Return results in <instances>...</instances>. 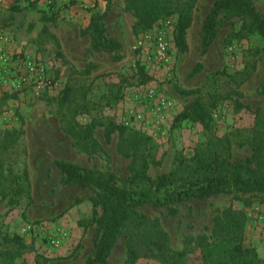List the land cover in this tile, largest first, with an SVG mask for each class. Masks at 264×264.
<instances>
[{"label":"rangeland","instance_id":"1","mask_svg":"<svg viewBox=\"0 0 264 264\" xmlns=\"http://www.w3.org/2000/svg\"><path fill=\"white\" fill-rule=\"evenodd\" d=\"M52 1L59 7L70 0ZM77 1L86 6L93 4V0ZM97 1L96 11L101 12L103 1ZM214 1L196 0L193 22L186 34L187 50L183 52L174 40L177 15L135 35L134 19L125 12L123 0H112L103 22L108 34L122 44L121 57L114 60L112 54L91 51L89 36L84 33L91 14L81 7L64 10L54 22H47L46 0L33 7L24 0H0V55L6 58L7 72L5 84L0 85V147L6 131L16 133V142L3 155L19 175L26 174L29 183L28 192L16 203L9 199L0 203V238L17 236L27 246L16 264H85L92 253L96 225H88L92 217L89 198L95 194L63 185L56 161L112 172L120 178L128 176L130 161L116 151L117 134L107 143L103 127L96 126L94 135L105 155H87L77 150L71 137L62 131L58 100L67 85L73 88V101L64 112L74 116L78 123L110 118L128 131L150 138L149 151L159 161L158 165H150L151 178L168 173L176 155L190 158L195 148L206 144L211 135H231L232 160L250 155L249 147L238 143L249 134L253 113L264 109V96L258 92L264 76V40L252 35L228 44L229 33L240 26L234 19L222 23L214 42L203 53L202 24ZM253 2L264 16V0ZM165 20L169 21L167 27ZM160 32H165L168 40L165 61L155 58V41ZM28 61L44 69L43 88L36 85L37 76H29L20 89L14 88V81L26 73ZM253 61L256 67L236 88L237 94L212 111L210 131L192 122L174 126L176 116L193 98L179 96L175 85L185 90H222L223 72H241ZM141 68L151 77L144 84L139 75ZM123 79L117 103L106 106L102 100L101 106L93 107L108 92L107 83ZM235 101L246 108L236 111ZM85 103L91 106L88 113L83 112ZM240 196L249 197L250 206L243 207L233 194H221L180 203L174 216L165 207H140L138 212L145 216L147 224L138 231L144 239L156 240L170 252L184 253L188 264H200L203 251L216 244L232 243L229 236L215 227V218L230 206L243 209L245 221L239 243L254 251L256 264H264V196ZM131 232L136 230H125L118 238L109 264H158L143 254L131 261L127 245Z\"/></svg>","mask_w":264,"mask_h":264},{"label":"trees","instance_id":"2","mask_svg":"<svg viewBox=\"0 0 264 264\" xmlns=\"http://www.w3.org/2000/svg\"><path fill=\"white\" fill-rule=\"evenodd\" d=\"M40 1L24 0L31 7ZM46 1L49 13L45 17L47 22H54L60 12L74 6H79L90 13L91 17L84 33L89 36L91 51L105 52L112 54L114 60L120 59L122 44L108 34L103 22L111 8L112 0H102L101 12L96 11L97 0H93L91 6H86L81 1L70 0L59 7H56L52 0ZM123 3L125 12L134 19L132 32L135 35L151 30L162 19L177 15L175 44L180 51L187 50L186 34L193 22L192 13L196 0H123ZM234 19L240 22V26L229 33L228 44L234 39L240 40L252 35H258L264 40V16L257 10L253 0H215L202 24L200 44L203 53H206L214 42L222 23ZM255 67L256 61H253L247 63L241 72L233 74L223 72L225 79L222 81L224 87L222 90L206 91L203 87L185 90L175 85V92L179 96L193 98L176 116L174 126L192 122L210 131L213 122L212 111L221 102L232 99L237 94L236 88L251 76ZM139 75L143 84L151 78L142 68L139 69ZM123 81L124 79L118 83H107L108 92L93 107L101 106L102 100L106 101V106L117 103L121 98ZM258 92L264 96V76ZM72 93L73 88L67 85L58 100V107L61 129L71 137L73 146L87 155H105L104 149L94 135L96 126H101L107 143H110L112 136L117 134L116 151L130 161L128 176L123 178L112 172L94 170L65 161L55 163L63 185L80 187L95 194L89 198L92 203V217L88 225H96V237L92 253L85 264H109L108 258L118 238L125 230L133 229L136 232L134 234L131 232L127 241L132 262L143 254V257L155 259L158 264H188L184 253L170 252L158 241L144 239L141 236L138 230L147 224V220L138 212L140 207L146 205L165 207L169 215L174 216L178 212L177 205L189 200H204L216 195L233 194L234 200L241 201L246 208L251 204L249 197L241 198L240 195L264 196V109H257L253 113L254 123L249 134L238 143L239 146L246 145L250 149V155L245 159L232 160L233 141L230 134L221 137L211 135L206 144H200L195 148L190 158L181 154L176 155L173 167L168 173L151 178L148 174L150 165H158L159 161H155L149 151L150 138L138 132L128 131L110 118L87 124L78 123L74 116L64 112V109L72 104ZM234 105L236 111L246 108L237 101ZM83 106V112L88 113L91 106L88 104ZM16 140L15 132L6 131L1 142L0 203L7 199L16 203V200L29 189L26 174L19 175L3 155ZM262 201L264 202V199ZM98 209L101 211L100 214ZM244 221V210L231 206L217 216L214 221L215 227L229 236L232 243L216 244L203 251L200 264H256L254 251L244 249L239 243ZM26 248L19 237L4 235L0 238V263L16 264V260Z\"/></svg>","mask_w":264,"mask_h":264},{"label":"built area","instance_id":"3","mask_svg":"<svg viewBox=\"0 0 264 264\" xmlns=\"http://www.w3.org/2000/svg\"><path fill=\"white\" fill-rule=\"evenodd\" d=\"M165 24V27L169 25V21L165 20L163 22ZM155 48H156V55L155 58L158 61H165L167 50H168V40L166 38L165 32H160L159 35L156 37L155 41ZM6 62V58H4L2 55H0V85L5 84V77H6V68H4V64ZM26 73L22 74L17 80L14 81V88L20 89L24 83L27 82L28 77L37 76L35 83L38 86V88H43L46 86V83L44 81V69L38 65L35 64V62L28 61L26 63Z\"/></svg>","mask_w":264,"mask_h":264}]
</instances>
